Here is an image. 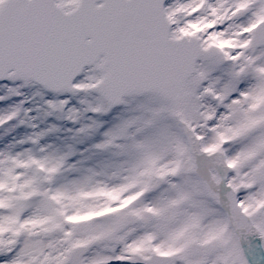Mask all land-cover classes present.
I'll return each instance as SVG.
<instances>
[{
  "label": "snow or ice",
  "instance_id": "obj_1",
  "mask_svg": "<svg viewBox=\"0 0 264 264\" xmlns=\"http://www.w3.org/2000/svg\"><path fill=\"white\" fill-rule=\"evenodd\" d=\"M0 264H264V0H0Z\"/></svg>",
  "mask_w": 264,
  "mask_h": 264
}]
</instances>
